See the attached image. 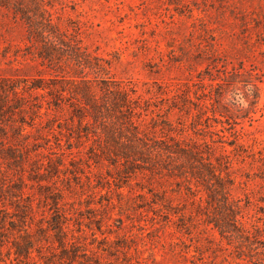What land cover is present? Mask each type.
Returning <instances> with one entry per match:
<instances>
[{
    "label": "rangeland",
    "instance_id": "1",
    "mask_svg": "<svg viewBox=\"0 0 264 264\" xmlns=\"http://www.w3.org/2000/svg\"><path fill=\"white\" fill-rule=\"evenodd\" d=\"M50 11L132 87L142 129L225 157L247 232L220 233L200 188L114 163L78 133L68 104L43 102L35 127L24 125L27 144L0 158L1 259L16 264L12 243L26 228L44 245L32 249L35 264H264V0H53ZM24 28L0 8V76L49 77L25 53ZM217 94L227 116L211 111ZM54 182L82 247L63 250L38 229Z\"/></svg>",
    "mask_w": 264,
    "mask_h": 264
},
{
    "label": "trees",
    "instance_id": "2",
    "mask_svg": "<svg viewBox=\"0 0 264 264\" xmlns=\"http://www.w3.org/2000/svg\"><path fill=\"white\" fill-rule=\"evenodd\" d=\"M0 8L9 12L14 20L21 21L27 40L25 53L39 60L50 72L49 77L42 74L0 76V158H14L12 153L27 144L30 135L23 131L24 125L35 127V121L42 117L43 102L47 108L55 109L68 104L72 121H77L78 133L83 132L87 139L90 135L93 137L96 147H91L92 150L96 148L109 159L115 158L114 163L121 160L124 168L138 167L160 177L179 179L178 184H185L184 188L189 192L193 185L200 188L206 193L209 206L216 211L209 221H213L220 233L231 235V227L247 232L242 225L237 227L234 210L238 205L230 195L233 179L225 157L214 156L207 144L203 151L198 143L184 144L173 137L167 141L142 129V123L138 121L141 106L132 95V87L111 76L105 60L98 53L88 51L81 39L67 34L61 23L54 20L50 11L53 0H0ZM252 85L258 89L254 83ZM213 101L211 111L222 114V109L226 108L222 96L217 94ZM199 109L202 113L206 106L200 105ZM225 111L227 116L229 109ZM35 172L41 174L39 170ZM19 179L22 185L24 179L22 176ZM55 183L50 186L40 184L50 190L45 202L47 204L48 198L51 199L52 212L50 219L45 221L47 226L40 223L38 229L45 237L53 232L63 250L66 244L82 247L79 236L68 228L70 218L59 203L63 194ZM19 189L22 193V186ZM27 210L32 214L30 203H27ZM24 229L22 239L12 243L14 260L16 264L18 261L35 264L32 249L36 244L39 250L44 245L40 238ZM0 260L7 264L1 256Z\"/></svg>",
    "mask_w": 264,
    "mask_h": 264
}]
</instances>
